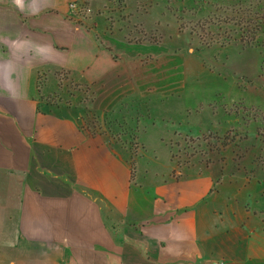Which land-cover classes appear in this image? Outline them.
<instances>
[{"label": "crops", "instance_id": "1", "mask_svg": "<svg viewBox=\"0 0 264 264\" xmlns=\"http://www.w3.org/2000/svg\"><path fill=\"white\" fill-rule=\"evenodd\" d=\"M81 1L0 0V264H264V184L175 171L171 152L159 166L145 145L132 163L46 101L60 72L91 83L115 65Z\"/></svg>", "mask_w": 264, "mask_h": 264}, {"label": "rangeland", "instance_id": "2", "mask_svg": "<svg viewBox=\"0 0 264 264\" xmlns=\"http://www.w3.org/2000/svg\"><path fill=\"white\" fill-rule=\"evenodd\" d=\"M73 9L89 15L115 65L91 83L60 72L47 102L79 109L83 126L109 133L133 161L145 145L159 166L171 152L175 171L222 164L234 180L264 184V0H83Z\"/></svg>", "mask_w": 264, "mask_h": 264}, {"label": "built area", "instance_id": "3", "mask_svg": "<svg viewBox=\"0 0 264 264\" xmlns=\"http://www.w3.org/2000/svg\"><path fill=\"white\" fill-rule=\"evenodd\" d=\"M76 6V3H73L72 5H71V7L72 8H74ZM63 79H66V75H63ZM85 127V126H84Z\"/></svg>", "mask_w": 264, "mask_h": 264}, {"label": "trees", "instance_id": "4", "mask_svg": "<svg viewBox=\"0 0 264 264\" xmlns=\"http://www.w3.org/2000/svg\"><path fill=\"white\" fill-rule=\"evenodd\" d=\"M132 163H134V161L132 160Z\"/></svg>", "mask_w": 264, "mask_h": 264}]
</instances>
